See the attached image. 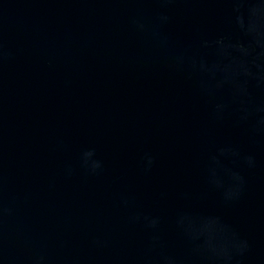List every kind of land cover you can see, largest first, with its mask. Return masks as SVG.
Masks as SVG:
<instances>
[{"label": "water", "instance_id": "water-1", "mask_svg": "<svg viewBox=\"0 0 264 264\" xmlns=\"http://www.w3.org/2000/svg\"><path fill=\"white\" fill-rule=\"evenodd\" d=\"M0 264H264V0H0Z\"/></svg>", "mask_w": 264, "mask_h": 264}]
</instances>
